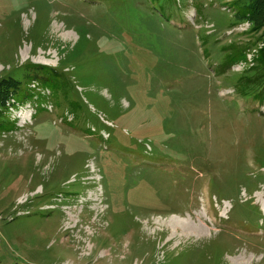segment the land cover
Returning <instances> with one entry per match:
<instances>
[{
	"label": "rangeland",
	"instance_id": "rangeland-1",
	"mask_svg": "<svg viewBox=\"0 0 264 264\" xmlns=\"http://www.w3.org/2000/svg\"><path fill=\"white\" fill-rule=\"evenodd\" d=\"M160 1L0 0V78L52 66L81 104L9 108L0 264H264L259 34L233 0Z\"/></svg>",
	"mask_w": 264,
	"mask_h": 264
},
{
	"label": "trees",
	"instance_id": "trees-1",
	"mask_svg": "<svg viewBox=\"0 0 264 264\" xmlns=\"http://www.w3.org/2000/svg\"><path fill=\"white\" fill-rule=\"evenodd\" d=\"M154 1L157 2V5L159 2L161 3L160 0ZM233 3H235L236 8L239 10L238 19L249 22L248 31L256 35L259 34L257 41H254L258 45V48L252 56L253 64L249 65L248 69L256 72V75L255 77L245 75L241 78L244 79L243 83L246 86L255 85L258 78L264 79L263 76H260L264 75V0H233ZM161 5V7H164V4L161 3ZM245 50L246 48L244 47L243 52L247 60V52ZM31 83L37 84L43 90L48 89L49 95L52 96L57 106L59 97L62 95L67 100L68 111L73 115H77L81 111V104L70 98L67 91H62L63 88L71 84L70 79L64 73L55 70L52 66L29 63L18 76L9 74L6 77L0 78V131H10L15 128L16 122L10 119L7 113L10 107L19 104L18 99L21 97L25 98L26 101L36 100V106L43 107L42 105L47 99L46 93H42L41 91L36 92L31 87ZM256 97L262 103L264 101V90L257 93ZM62 116L67 121V116L64 113ZM61 120L64 121L62 118ZM6 122L10 123L7 127L4 126ZM87 131L91 133L90 130Z\"/></svg>",
	"mask_w": 264,
	"mask_h": 264
},
{
	"label": "built area",
	"instance_id": "built-area-1",
	"mask_svg": "<svg viewBox=\"0 0 264 264\" xmlns=\"http://www.w3.org/2000/svg\"><path fill=\"white\" fill-rule=\"evenodd\" d=\"M12 110H13V109H12ZM29 116H31V114H30Z\"/></svg>",
	"mask_w": 264,
	"mask_h": 264
}]
</instances>
